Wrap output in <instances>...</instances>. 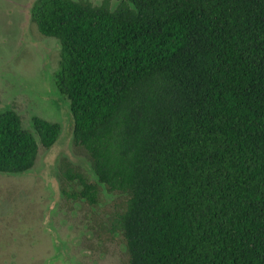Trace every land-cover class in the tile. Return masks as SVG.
Returning a JSON list of instances; mask_svg holds the SVG:
<instances>
[{"label": "trees", "instance_id": "1", "mask_svg": "<svg viewBox=\"0 0 264 264\" xmlns=\"http://www.w3.org/2000/svg\"><path fill=\"white\" fill-rule=\"evenodd\" d=\"M76 146L126 194L128 264H264V0H36ZM0 111V172L31 169L58 122ZM75 201L100 185L60 164Z\"/></svg>", "mask_w": 264, "mask_h": 264}, {"label": "rangeland", "instance_id": "2", "mask_svg": "<svg viewBox=\"0 0 264 264\" xmlns=\"http://www.w3.org/2000/svg\"><path fill=\"white\" fill-rule=\"evenodd\" d=\"M35 1L0 0V111L15 110L25 128L33 130L37 115L60 123L62 130L52 147L41 145L31 169L0 172V264H128L122 233L110 230L126 194L101 183L74 143L69 100L54 83L61 43L40 33L31 14ZM120 1L108 0L110 8ZM63 158L100 185L97 205L64 194V188L80 186L62 180Z\"/></svg>", "mask_w": 264, "mask_h": 264}]
</instances>
